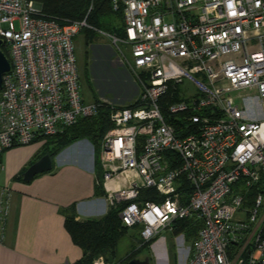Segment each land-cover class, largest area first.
I'll list each match as a JSON object with an SVG mask.
<instances>
[{
  "label": "built area",
  "instance_id": "obj_1",
  "mask_svg": "<svg viewBox=\"0 0 264 264\" xmlns=\"http://www.w3.org/2000/svg\"><path fill=\"white\" fill-rule=\"evenodd\" d=\"M111 5L122 12L124 34L110 40L141 89L133 107L82 99L72 40L85 21L60 24L33 0H0L1 46L10 57L0 155L93 118L105 104L112 127L99 148L102 186L108 208L121 207L122 225L148 242L193 219L202 227L189 264H264L263 191L246 206L248 192L264 186V0ZM185 81L194 92H180ZM235 91H247L242 103ZM146 189L150 199L141 198ZM9 197L5 190L0 232ZM91 264L121 262L98 256Z\"/></svg>",
  "mask_w": 264,
  "mask_h": 264
},
{
  "label": "crops",
  "instance_id": "obj_2",
  "mask_svg": "<svg viewBox=\"0 0 264 264\" xmlns=\"http://www.w3.org/2000/svg\"><path fill=\"white\" fill-rule=\"evenodd\" d=\"M45 142L14 146L0 155V201L5 190L10 194L9 213L0 232V264L77 262L82 251L65 230L63 210L74 208L75 219L83 221L99 219L109 209L104 196L96 194L94 150L86 139L55 155L50 171L29 182L17 180L44 154Z\"/></svg>",
  "mask_w": 264,
  "mask_h": 264
},
{
  "label": "trees",
  "instance_id": "obj_3",
  "mask_svg": "<svg viewBox=\"0 0 264 264\" xmlns=\"http://www.w3.org/2000/svg\"><path fill=\"white\" fill-rule=\"evenodd\" d=\"M33 1L41 6L42 17L53 19L60 24H64L66 22L85 21L86 26L89 27L90 30L93 31L94 29H97L109 34H111L110 30L113 29V23L111 25V22L116 21L117 23L121 22L123 24L122 12L121 10H113L111 0ZM83 28H81V30ZM123 34L124 32L122 33V35ZM87 44L90 45L91 41H89ZM3 49L4 47L1 46V50L5 54ZM126 69L130 75V78L134 80V77L131 74L130 70L127 67ZM92 102L100 103L101 100L99 98H96L93 99ZM134 104L135 102L133 101L130 104L122 103L117 106L133 107ZM109 114L110 108L107 105L102 104L99 107L98 113L95 117L79 119L75 125L65 128L64 131H62L60 134L53 136H42L38 137L35 140L37 141L46 139L44 154L49 155L50 159L57 155L62 149L73 144L74 142L83 139L88 140L92 144L94 150V162L96 166L95 168L97 177L99 179L96 186V194L99 196L105 195L101 185L102 173L99 161V148L104 134L112 127V124L109 120ZM263 176L264 174H262L261 177ZM19 179L23 180L22 174L17 178V180ZM257 191H263L264 193V186H262V181L260 184L254 186L248 192L246 206H251L253 198ZM152 192V190L148 189L143 190L141 192V198L150 199ZM120 208L121 207L119 206L116 208H109L105 215L101 218L86 219L83 221H77L75 219L74 208L71 207L69 209L63 210V214L65 217V230L70 236L72 243L82 251V257L73 264H91L93 259L98 256L105 257L108 262L119 261L121 262V264H127L128 261L135 258L141 260H143L144 258H148L150 260V246L156 238L148 242H144L140 237L139 232H137L138 229L136 227L128 228L123 226L118 218ZM201 227L202 223L196 220L180 219L171 223L170 231L175 237L178 235H183L184 239L190 242L191 246L196 239L198 231L201 229ZM131 229L137 232L139 240L136 244L130 243L129 250L126 255L122 258H118L117 248L119 242L128 236V231ZM260 236L261 239H264V222L261 225ZM231 249H234V247H231Z\"/></svg>",
  "mask_w": 264,
  "mask_h": 264
},
{
  "label": "rangeland",
  "instance_id": "obj_4",
  "mask_svg": "<svg viewBox=\"0 0 264 264\" xmlns=\"http://www.w3.org/2000/svg\"><path fill=\"white\" fill-rule=\"evenodd\" d=\"M112 23L111 34L97 29L92 31L89 27H84L72 40L80 77V93L85 102H92V99L99 98L116 105L130 104L138 98L141 92L139 84L130 78L126 67L121 65L117 48L110 40V37L114 35L123 36L124 25L116 21L111 22V25ZM14 26L18 29L17 21L14 22ZM89 41H91L90 45L87 44ZM120 47L122 50L125 49L124 46ZM3 50L6 58L10 60L6 49ZM179 90L182 93L195 91L187 81L179 87ZM232 96L242 103V99L247 97V91H235ZM262 209L264 210V205ZM240 216L243 217V215ZM137 232L129 230L128 236L119 242L118 258L126 255L130 243H137L139 240ZM179 236H173L169 228L163 230L150 246L151 264H189L190 242L184 237L182 241Z\"/></svg>",
  "mask_w": 264,
  "mask_h": 264
},
{
  "label": "water",
  "instance_id": "obj_5",
  "mask_svg": "<svg viewBox=\"0 0 264 264\" xmlns=\"http://www.w3.org/2000/svg\"><path fill=\"white\" fill-rule=\"evenodd\" d=\"M1 40H0V88L2 82V75L9 71L10 64L5 54L1 50ZM51 170V159L49 155L42 156L39 160L33 163L27 170L23 173V180L25 182L31 181L36 175L48 172ZM127 264H150L148 258L141 259H131Z\"/></svg>",
  "mask_w": 264,
  "mask_h": 264
},
{
  "label": "bare ground",
  "instance_id": "obj_6",
  "mask_svg": "<svg viewBox=\"0 0 264 264\" xmlns=\"http://www.w3.org/2000/svg\"><path fill=\"white\" fill-rule=\"evenodd\" d=\"M149 262H150V260H149ZM150 264H151V262H150Z\"/></svg>",
  "mask_w": 264,
  "mask_h": 264
}]
</instances>
